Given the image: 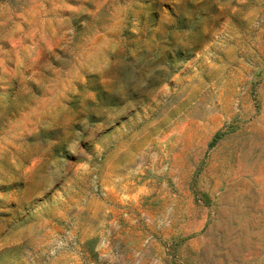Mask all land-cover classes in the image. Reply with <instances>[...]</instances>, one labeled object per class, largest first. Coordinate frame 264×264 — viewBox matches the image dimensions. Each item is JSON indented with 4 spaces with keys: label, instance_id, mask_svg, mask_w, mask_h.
Segmentation results:
<instances>
[{
    "label": "rangeland",
    "instance_id": "1",
    "mask_svg": "<svg viewBox=\"0 0 264 264\" xmlns=\"http://www.w3.org/2000/svg\"><path fill=\"white\" fill-rule=\"evenodd\" d=\"M0 264H264V0H0Z\"/></svg>",
    "mask_w": 264,
    "mask_h": 264
}]
</instances>
